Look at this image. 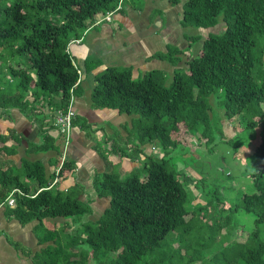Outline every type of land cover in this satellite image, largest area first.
<instances>
[{
	"label": "trees",
	"instance_id": "trees-1",
	"mask_svg": "<svg viewBox=\"0 0 264 264\" xmlns=\"http://www.w3.org/2000/svg\"><path fill=\"white\" fill-rule=\"evenodd\" d=\"M169 1H182L183 27H207L219 18L225 27L203 37L185 33L189 44L201 39V45L192 58L187 57L186 65L173 68L170 79L162 68L133 77L130 65H108L95 74L91 106L135 115L128 131L129 139L134 137L135 141L129 140L131 152L123 155L135 159L141 152L139 145L153 141L163 151L157 158L144 160L143 177L132 174L121 179L110 169L95 176L97 194L109 196V204L97 219L81 221L90 206L77 198L78 186H57L74 162L66 157L55 171L64 135L59 133L56 139L61 142H54L55 137L48 133L53 123L43 127L39 142L28 146L29 152L57 147L54 169L48 174L38 158L23 157L19 165L4 159L5 154L15 152L20 135L13 129L0 135V204L6 215L22 224L37 219L35 228H44L37 232L39 243L52 240L35 252V264H89V259L94 264H139L146 254L150 260L142 264H264V237L258 236V227L247 230L245 239L232 238L235 226L229 216L211 213L206 236L205 230L196 229L192 246L196 208L189 211L185 206L192 200L188 198V178L184 174L181 179L168 169L166 157L178 144L180 123L200 135L209 133L207 96L216 89L223 90L220 102L226 118L242 114L249 118L247 125L264 119V64L256 43V35L264 37V0ZM119 3L0 0V109L17 107L29 117L42 120L46 115H38L43 113L45 103L53 110H65L71 87L73 94L79 91V69L68 45L81 37L97 15L104 16ZM182 51L168 45L166 51H157L151 57L176 64ZM90 61L93 67L96 61ZM74 120L73 116L72 124ZM9 138L12 142L5 144ZM254 153L262 163L250 172L253 188L241 193L238 208L253 213L256 223H264V129ZM55 176L58 181L52 183ZM15 188L18 190L12 192ZM10 195L13 205L7 201ZM196 202L197 209L209 204L211 211L215 203L212 197ZM55 216L71 217L78 225L69 232L63 227L43 226L47 217ZM213 243L220 247L210 252ZM81 244L86 248H78Z\"/></svg>",
	"mask_w": 264,
	"mask_h": 264
},
{
	"label": "crops",
	"instance_id": "crops-1",
	"mask_svg": "<svg viewBox=\"0 0 264 264\" xmlns=\"http://www.w3.org/2000/svg\"><path fill=\"white\" fill-rule=\"evenodd\" d=\"M181 11L182 1L172 4L169 0H120L118 8L113 10L108 19L97 15L78 41H72L68 45L71 58L79 69V91L73 95L71 103L75 120L67 145V157L73 160L74 166L59 180L57 186L60 189L78 186L77 198L90 206V212L83 213L81 221L97 219L109 204V196L97 194L95 176L105 169L121 173L130 170L138 164L140 156L139 154L137 158L131 159L112 151L108 153L109 158H105L102 149L112 148L118 140L119 143L124 141L129 147L128 131L135 115L123 114L124 112L115 108L92 107L90 97L95 84L94 76L108 65H130L133 77L152 68H162L172 75L174 67L186 65L185 60L190 54L185 50L179 53L181 59L176 64L151 57L157 51H166L168 45H178L180 49L191 46L184 36L185 33L191 34L187 31L188 26L180 24ZM90 59L96 61L93 67ZM41 109L43 113L38 117L45 114L46 122L29 117L17 107L0 109V135L8 134L11 129L20 135L15 152L5 154L4 159H10L11 163L19 165L23 157L30 160L38 158L48 174L54 169L57 147L45 151L28 150L30 143L40 141V133L45 125L54 124L48 128V133L55 137L54 142L58 140L56 137L59 133L54 122L56 109L53 110L48 103ZM110 140L114 143L111 144ZM58 141L61 142L60 139ZM11 142L12 139L9 138L5 144ZM151 146L153 145L149 142L139 145L145 154H148L145 151L151 149ZM46 219L49 221L46 227H63L65 232L78 225L71 217L55 216ZM37 223V219H33L22 224L16 218L6 215L4 205L0 204V264H35V252L52 242L49 239L39 243L35 228Z\"/></svg>",
	"mask_w": 264,
	"mask_h": 264
},
{
	"label": "rangeland",
	"instance_id": "rangeland-1",
	"mask_svg": "<svg viewBox=\"0 0 264 264\" xmlns=\"http://www.w3.org/2000/svg\"><path fill=\"white\" fill-rule=\"evenodd\" d=\"M224 27L225 22L219 18L214 25L207 27L190 25L187 31L189 33L200 34L203 37L209 32H221ZM256 43L257 47L262 51L264 64V37L260 34L256 35ZM200 45V39L194 40L191 46H186L183 50L192 57L193 54L198 52ZM194 49L195 51H193ZM169 75L167 74L168 77ZM222 96L223 90L221 88L216 89L207 96L210 104L209 133L204 136L200 135L199 131L189 130L184 124L180 123L177 130L178 144L176 147L170 148V152L166 156L167 168L174 170L181 179L184 177V174L188 178L186 181L188 198H192V200L187 201L185 206L189 211H192L194 207L196 208V220L194 219V224L196 225L193 231L194 241L192 242V246L194 247L196 229L205 230L204 237L206 236V231L209 230L208 224L210 223L211 213L216 216H229L232 219V224L235 226L231 232L232 238L245 239L246 231L253 229L255 226L259 229L258 236L260 238L264 237V223H256L253 213L238 208L241 193L244 190L253 188L250 172L262 163V159L256 156L254 149L262 138L264 119L259 120L258 123L247 125L249 118L242 114H237L230 119L226 118L222 113L220 102ZM262 107L264 108L263 104ZM130 141L134 142L135 138L131 137ZM110 142L111 144L114 143L111 140ZM149 143L154 148L147 149L145 152L148 154L141 151L138 158L139 162L136 166L123 173L114 171L119 178H126L132 174H136L139 177L144 176V160L157 158L163 153L157 142L153 141ZM131 148L132 146L129 145L127 147L124 141L123 143H119L118 140L112 148H108V150L102 149V151L105 154V158H109L108 153L112 151L114 154L123 155L130 153ZM209 197H212V200L215 201V203H212L214 207L211 208L212 211L209 210V204L207 207L202 205L201 208L197 209L195 205L196 201L199 200L200 203H203ZM43 223V226H46L49 221L46 219ZM41 230H44V228L37 229V232ZM222 242L225 241L222 240ZM78 246V248H86L87 245L81 244ZM217 247L220 246L213 243L210 252L216 250ZM110 254H114L113 251H110ZM147 260H150V256L148 254L143 255L139 264ZM215 260L221 259L216 258ZM88 263L94 264L92 259H89Z\"/></svg>",
	"mask_w": 264,
	"mask_h": 264
},
{
	"label": "built area",
	"instance_id": "built-area-1",
	"mask_svg": "<svg viewBox=\"0 0 264 264\" xmlns=\"http://www.w3.org/2000/svg\"><path fill=\"white\" fill-rule=\"evenodd\" d=\"M119 4L116 6V8H118ZM115 8V9H116ZM113 9V10H115ZM113 10H109L105 13L104 15V18L108 19L110 17V14L113 12ZM73 41H78V39H75ZM79 80V78H78ZM72 88L70 89V99H69V103L66 107L65 110H57L55 111L54 113V122H55V128L56 130L58 131V133H63L64 135V144H63V150H62V153L60 155V161H59V165L55 168V171H58V169L60 168L62 162L66 159L67 157V145H68V142H69V138H70V135H71V128H72V118L74 116V112L73 110L71 109V103H72V98H73V92H72ZM154 147L151 146V149H153ZM58 181V177L55 176L52 183H55ZM15 190H18V189H13V191ZM8 203L9 204H13L14 203V199L13 197L10 195L7 199Z\"/></svg>",
	"mask_w": 264,
	"mask_h": 264
},
{
	"label": "water",
	"instance_id": "water-1",
	"mask_svg": "<svg viewBox=\"0 0 264 264\" xmlns=\"http://www.w3.org/2000/svg\"><path fill=\"white\" fill-rule=\"evenodd\" d=\"M192 58V57H191Z\"/></svg>",
	"mask_w": 264,
	"mask_h": 264
}]
</instances>
